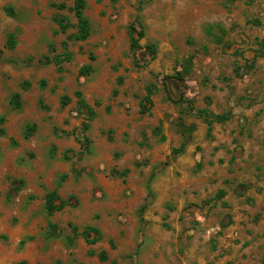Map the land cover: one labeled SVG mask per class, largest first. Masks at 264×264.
Returning a JSON list of instances; mask_svg holds the SVG:
<instances>
[{
  "label": "rangeland",
  "instance_id": "1",
  "mask_svg": "<svg viewBox=\"0 0 264 264\" xmlns=\"http://www.w3.org/2000/svg\"><path fill=\"white\" fill-rule=\"evenodd\" d=\"M139 1L0 0V264H264V0Z\"/></svg>",
  "mask_w": 264,
  "mask_h": 264
},
{
  "label": "trees",
  "instance_id": "2",
  "mask_svg": "<svg viewBox=\"0 0 264 264\" xmlns=\"http://www.w3.org/2000/svg\"><path fill=\"white\" fill-rule=\"evenodd\" d=\"M74 1V5H73V10L75 13V16L77 18V33H75V35L73 36L75 39H79V40H83L85 39L88 34H89V21L87 20V18L84 16L83 14V9L85 6V2L84 0H73ZM144 2V0H140L138 6L141 7L142 3ZM61 8L64 7V3H60L59 5ZM138 25H139V29L136 30L135 27L131 26L129 28V36H130V48L132 50H137L138 48H140V45L138 43V40L140 38H142L144 36V30L142 28L141 23L138 21ZM61 28H64L66 25L60 23ZM10 45L14 44V41L12 40V36L10 35ZM145 48L147 50V52L149 53L150 58H153L155 56V46L153 43H146L145 44ZM89 65H84L80 68V73L81 74H86L89 71ZM146 100H150L149 97H146ZM81 103L84 104L83 100H81ZM11 104L14 108H19L20 106V101H19V93L15 92L12 97H11ZM215 118H220L218 115H215ZM3 117L0 118V122H3ZM32 128V127H30ZM0 134H3V129L0 127ZM29 134L26 133V136H28ZM183 149V145H181V147L178 150ZM56 200H59V203H56ZM67 203V200L64 199H60L58 193L53 190L50 191L48 193H46L45 195V209L46 211L51 214L53 213L55 210H59L62 209L65 204ZM82 235L85 239V241L89 244L95 243L96 241L99 240V231L93 227V226H87L86 228L83 229L82 231ZM92 236V237H91ZM98 258L101 261L106 260L107 254L105 251H100L98 252ZM81 264V263H79Z\"/></svg>",
  "mask_w": 264,
  "mask_h": 264
},
{
  "label": "crops",
  "instance_id": "3",
  "mask_svg": "<svg viewBox=\"0 0 264 264\" xmlns=\"http://www.w3.org/2000/svg\"><path fill=\"white\" fill-rule=\"evenodd\" d=\"M180 147H181V145H180ZM96 242H97V241H96ZM96 242H95V243H96Z\"/></svg>",
  "mask_w": 264,
  "mask_h": 264
}]
</instances>
